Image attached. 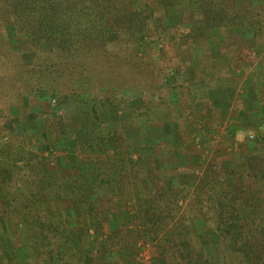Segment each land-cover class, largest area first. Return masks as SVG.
<instances>
[{
	"label": "trees",
	"instance_id": "1",
	"mask_svg": "<svg viewBox=\"0 0 264 264\" xmlns=\"http://www.w3.org/2000/svg\"><path fill=\"white\" fill-rule=\"evenodd\" d=\"M140 1L0 0V105L6 108L1 109L15 107L18 119L38 109L35 121L54 133L57 143L67 137L70 145L62 149L68 159L50 165L52 143L35 142L25 128L12 134L1 129L0 167L14 168L17 180L0 181V242L9 241L11 232L16 249H4L0 264H15L29 253L36 264H142L143 247L154 244L153 264L164 263L166 256L172 264H213L203 252L210 238L236 241L231 252L216 244L223 264H264V138H254L256 153L236 146V159L222 171L229 179L226 188L211 191L219 174L211 164L200 172L197 159L208 157V143L226 142L207 136L221 126L216 109L207 111L203 130L195 127L189 138L176 122L183 115L181 101L171 108L168 120L176 130L163 139V147L167 157H174L169 170L175 185L162 178L167 170L159 144L140 149L126 143L114 161L116 181L102 178L98 170L90 171L95 180L84 177V158L104 155L114 143L100 131L104 107L114 104L122 90L137 89L144 101L157 96L161 108L174 89L173 75L189 69L196 81H211L258 63L262 84L247 86L246 106L237 116L264 130V51L257 52L264 47V0H194L201 17L185 10L178 22L188 25L186 32L163 16L180 0ZM217 30L224 34L226 56L221 58L207 36ZM192 51L199 52L198 59ZM163 79L170 83L166 88H161ZM40 91L47 96L37 97ZM51 98L57 101L53 106ZM80 106L82 118L74 129L71 120ZM61 109L53 119L52 112ZM186 115L192 125L198 121L194 113ZM59 121L67 128L65 136L56 130ZM69 128L76 134L73 140L66 135ZM233 133L226 150L233 149ZM80 134L85 138L77 140ZM150 139H156L154 134ZM254 195L262 204L253 201ZM118 204L126 209V221L102 235ZM90 237L96 244L85 248Z\"/></svg>",
	"mask_w": 264,
	"mask_h": 264
},
{
	"label": "rangeland",
	"instance_id": "2",
	"mask_svg": "<svg viewBox=\"0 0 264 264\" xmlns=\"http://www.w3.org/2000/svg\"><path fill=\"white\" fill-rule=\"evenodd\" d=\"M140 2H141L140 0H136V3L138 5H140ZM185 10H187L186 12H190L194 16V18L201 17L200 10L198 9L194 0H180L179 5L164 9L163 16L165 17L166 23L175 24L177 31L179 32H186L188 30V25L185 23L178 22V19L186 15ZM223 35H224L223 32L218 30L207 33V36L211 39V41H209V45L216 51V53L218 52V54L214 53L216 54V57H220V58L222 56L223 57L226 56L225 47L222 46L223 38H224ZM262 51H264V47H261L257 50V52H262ZM192 54L193 57L195 56V60L198 59L199 52L192 51ZM242 68L244 70L243 71L239 70L238 73L231 72L228 78L220 79V80H211V81L209 80L196 81L197 76L195 77V74L191 69L186 71L187 74H182V73L175 74L173 75V82L171 84V86H173L174 89L170 93H168L169 94V96L167 97L168 103H166V105L163 104L161 108L160 106L156 105L155 101L157 99V96H149V98L152 97V101H153L150 103L149 101L147 102L146 100L145 101L142 100L141 97L143 96V94L141 95V93L137 89H132L128 91H126V89L122 90V93L119 94L117 97V101L114 104H110L104 107L103 113L101 114L102 123L100 125V131L103 134L111 136V140H114V143L108 146V150L106 154L96 157L90 156L84 158L81 167L85 179L87 181L95 180L96 177L91 175L90 171L98 170L99 172L102 173L101 174L102 178H106L111 181H116L118 176L116 173V167L114 165V161L119 155L123 153V151L125 150V149L123 150V147L126 146V143L132 144L133 146L135 145L140 149H145L147 146H153V147L158 146L155 140L151 143V139L150 137L148 138L149 134L147 133H151L150 130H152L154 136L155 137L159 136L160 138H163V136H168L170 134L171 130L168 129V126L171 125V123L168 120V118L172 112L171 108L175 109L174 103L176 101L178 102L181 101V104L183 105L182 107L183 112H181L183 113V115H181L176 119L177 125L186 136L191 138L193 137L192 135H195V133H192L194 132L195 127L197 129L201 128L200 130H203L202 126L206 121H201V120L203 119L202 117H204V115L207 114L208 111L206 107L207 102L209 100L211 102L212 100H220V102H223V98H227L228 96H230L231 93L232 104L227 105L226 103H220V105H217L216 110L214 112V116L218 117L220 119V123L222 124L219 128L220 133L222 130L224 131V128H226V130H230L232 125L236 126V128L238 127L237 128L238 132L233 133L235 134L236 137L235 144L237 146V151L241 149L244 153H250V154L256 153L255 139L264 138V130L258 132L255 127L256 125L255 124L252 125L253 122L250 121L246 122L244 120H239L237 115L239 109L241 108V105L246 102L244 100V97H242V94L244 90L247 88V85L252 84L259 87L261 86L262 84L261 67L258 63L255 64L253 63L251 65H246L245 67ZM187 78L193 79L194 82L192 83L185 82ZM164 80L165 79H163L162 81L161 88H166V85L169 86L170 84V83L168 84ZM226 88H228L227 90L229 93L227 92ZM24 94L26 93L23 91L22 96ZM239 94H241V97L239 96ZM1 95L2 93L0 92V96ZM36 95L37 97L47 96V94L43 91L37 92ZM84 98L87 99L88 96H84ZM22 100L23 102L24 101L27 102L26 98L22 97ZM90 100L95 101V98L91 97ZM56 103H57L56 98L54 99L51 98L50 105L53 106ZM2 107L3 106L0 105V134L3 133L1 129L2 130L5 129L6 131L12 134L14 132H20L22 128H25L27 130V134L29 133L30 135H32L35 142L38 141L37 143L42 144L43 146L44 145L48 146L50 143L53 144V146L51 145L52 146L51 147L52 151H50L51 154H48V152L44 153L45 155L48 154L47 158L50 165L51 164L56 165L58 164L57 162L59 160L61 161L62 159H65L64 161H66L68 159V157H65V154L62 152L63 148H68V147L70 148L68 141H65L67 140L66 139L67 137L64 140H62V142L57 143L55 134L52 132H48L45 129L43 123L40 122L39 124L37 121H35L37 116H39L37 108H36L37 110L34 111L28 110L24 119L23 118L18 119L19 116L17 113V109L15 107H10L9 109H7V111L2 110V109H6ZM83 110L84 109L81 106L77 107L75 113L73 114L75 115V118H72L71 121L74 129L78 128L80 118H82ZM3 112L7 114L6 117H3L2 114ZM54 113L52 112L51 116L53 119L57 120V118H59L62 114V109L56 111L55 114ZM187 113H194L195 116H197V120H199V118L200 120L195 122L194 125H192L187 121V115H186ZM176 114L178 113L176 112ZM62 124L63 121H59L58 125L56 124L55 127L58 133L60 132L62 133V136H65V132L67 128H65V126H63ZM145 131L148 132L145 133ZM67 132L68 133H66V135L69 136V140H73V138L76 137V134L72 131V129L69 128ZM215 135L217 136V133H215ZM83 138L85 137L82 134H80L77 140ZM218 139L220 140L224 139L226 142L223 143L214 142L213 145L208 143L207 144L208 157L204 158L202 161L197 159L200 168H202L200 172L204 171L205 170L204 168H206L209 164H211L213 165L214 169L217 171V174H219V176L216 177L215 179L216 183L210 185L212 186V188H210L209 186L211 191L212 190L221 191L226 188L229 179L225 178L222 171L224 170V168L230 166L231 163H229L228 160H231L232 162L234 159H236V155H237V152L235 153L233 149L226 150V147L228 146V144L231 142L232 139L228 134L222 133L220 134ZM31 150H33V148ZM192 160H194V158H190L189 162H186V164L192 162ZM163 161L166 162L164 163V165L170 162L174 164V157H167V154H164ZM56 167L59 166L57 165ZM171 167L172 166H170L169 168ZM219 168H220V173H219ZM170 174H171L170 170L169 171L167 170L165 174L162 173V178L164 179V181L171 180ZM16 180H17V172L14 168L5 170L0 167L1 183L4 182L9 183L10 181L15 183ZM173 181L176 182L175 179H173ZM14 189L17 190L18 186L16 185ZM135 192H137L138 195H141L142 190L139 187H136ZM253 197H254L253 201L255 203L262 204V201L259 198V196L254 195ZM125 210L126 209L124 207L118 204L116 207V215L113 217V219H111L108 222H105L102 225L100 233L102 235H106L111 229L117 227L121 221H126ZM260 219L264 221V210L260 212ZM191 229L193 230V227ZM188 231H190V228L188 229ZM8 234H10L7 237L9 241H11V244L9 241H7V239L1 241L0 254L4 249L7 251H14L16 253L15 251L16 249H13L12 247L13 236L11 232H9ZM91 237L84 240V244L86 245L85 248L94 247V245L96 244V242H94ZM209 240H210V244L204 247L203 252L204 255L207 256L209 261L213 264H223L222 255L218 254L215 251L216 244L217 247H219L220 249H224L226 252H231L236 247L235 246L236 241L234 240H230V241L224 240L223 242L219 241V243L218 242L216 243L215 239L212 238H210ZM154 245L143 247L144 249L142 250L139 256L142 264H153L150 260L154 255H156L157 247H158L156 246V244ZM31 256L32 255L29 253V255H27V258H19L15 264H36L35 259H33ZM161 264H172V262L166 256L164 263Z\"/></svg>",
	"mask_w": 264,
	"mask_h": 264
},
{
	"label": "crops",
	"instance_id": "3",
	"mask_svg": "<svg viewBox=\"0 0 264 264\" xmlns=\"http://www.w3.org/2000/svg\"><path fill=\"white\" fill-rule=\"evenodd\" d=\"M242 71L244 70L243 68L241 69ZM247 86H249V85H247ZM228 88H226V90H227ZM245 91H246V89L244 90V92L243 93H245ZM227 92H228V90H227ZM229 93V92H228ZM227 99V100H226ZM230 100H231V102H230ZM220 103H226L227 105L228 104H232V99H231V93H230V96H228L227 98H223V102H220V100H212V102L209 100L208 102H207V104H206V107H207V109L209 110V109H216V107H217V105H220ZM243 105V106H242ZM241 105V108L239 109V110H241V109H243L244 108V105L246 106V104L244 103V104H242ZM203 113V112H202ZM203 119L201 120V121H205L206 119H207V117L206 116H204V117H202ZM247 120H246V122L247 121H250L249 120V117H247L246 118ZM199 120H200V118H199ZM198 120V121H199ZM262 121V120H261ZM222 125V124H221ZM227 126V125H226ZM233 126H231V128H230V130H226V128H224V131L222 130L221 131V133H220V129L217 131V132H210L209 133V135H208V137H210V138H213L214 140L215 139H218L219 138V136H220V134H229V132L231 131V129H235V133H237L238 132V130H237V128H236V126L234 127V128H232ZM228 128V127H227ZM168 129H170L171 131H170V134L168 135L169 137H171V134H173V133H175V130H176V124H171V125H169L168 126ZM146 132H148V131H145V133ZM150 132L151 133H147V134H149L148 135V138L149 137H151L152 136V134H154V133H152V130H150ZM215 133H217V136L215 135ZM168 137V138H169ZM156 139H155V142H156V144H159V145H161V147H160V149H162L163 150V153L161 154V155H163V154H165V147H163L164 145H163V139H166L167 138V136H163V138H160L159 136H156L155 137ZM235 134H234V136H233V140H235ZM149 141V140H148ZM195 141H198V138H195ZM236 141V140H235ZM148 147V146H147ZM233 150L235 151L236 150V144H234L233 145ZM86 158V157H85ZM204 165V164H203ZM165 166V170H169V169H171V168H169L170 166H173V163L172 164H170V163H168V164H166V165H164ZM171 180H165L164 181V183L165 184H167V185H172L173 183H175L174 181H173V178H170ZM214 183H216V181L214 182ZM175 185V184H174ZM210 188H212V186H210Z\"/></svg>",
	"mask_w": 264,
	"mask_h": 264
}]
</instances>
